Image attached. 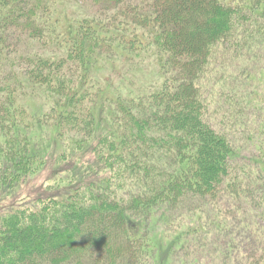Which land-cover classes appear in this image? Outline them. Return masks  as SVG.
<instances>
[{
	"label": "trees",
	"instance_id": "trees-1",
	"mask_svg": "<svg viewBox=\"0 0 264 264\" xmlns=\"http://www.w3.org/2000/svg\"><path fill=\"white\" fill-rule=\"evenodd\" d=\"M234 46L264 51V0H0V199L47 164L41 132L93 155L0 210V264H264V136L249 178L219 83ZM116 55L145 70L98 79Z\"/></svg>",
	"mask_w": 264,
	"mask_h": 264
},
{
	"label": "rangeland",
	"instance_id": "rangeland-1",
	"mask_svg": "<svg viewBox=\"0 0 264 264\" xmlns=\"http://www.w3.org/2000/svg\"><path fill=\"white\" fill-rule=\"evenodd\" d=\"M63 9L66 15L72 11V8L70 5L67 8H63ZM230 51L231 52H230L229 58L225 64V69H224L225 74L223 75L221 74L222 78L221 77L219 78V83L220 85L222 84L225 85V82H228L227 83L228 86H225L226 90L231 89V92L240 94L242 97H240V99H237L238 103H241L239 104L238 107H237V103L235 102H231L229 104L227 103L228 104L227 110H230L233 116L239 115V117L237 118V121L234 119H232L234 121L231 120V122L233 123L234 129L231 128L229 130L228 127H226V129L227 131H230L231 134L236 135V139H239L241 142V147L242 149H244V151H242V155H241L242 157L238 161V166L239 167L244 166L247 171V177L250 178L253 175V171H254L253 170L254 167H252L251 164L249 165L250 160L254 161L255 159L259 158L260 152L258 151V149H256V145L258 144V146H261L259 145V143H262V140L259 141V138L256 140V143H255L253 136L262 137V139L264 136V101H263L264 100V77L260 76L259 77L260 80L255 81L254 76H252L251 78H248V76L250 75V73L254 74L253 70L255 71L258 68V66L261 65V68H264V51L254 53L253 54L254 58H252V61L250 60L248 55H246L248 54V52L246 53V51L244 50L241 51L240 53L241 55H237L235 53L236 51L235 46L232 47V50ZM122 58H123V55H116V57L113 56V58H110V59L108 57L103 58L102 61L104 62V59H105L106 60L105 63L107 62L104 66L93 67L96 71L97 78L99 79L105 76L113 77L114 75H115L114 78H119L120 71H123V76H133V73H135L137 76H141L142 71L145 70L143 66L136 68V70H131V69H130L131 71H127L126 69L124 70L122 68L123 66ZM222 66L223 64L220 67ZM262 72H263V69H262ZM224 75L225 77H223ZM108 91L111 94L113 93L112 90H108ZM106 93H108L107 90H106ZM248 99H251L250 104L248 103ZM242 103H245V104L248 103V105L243 108ZM255 105L256 106L258 105L257 109L259 108L262 109V110L259 109L262 112L259 116H257V109L254 107ZM240 110L242 111V115H240ZM222 118L217 117L218 120H224ZM257 126H260L262 131L259 129L257 130L255 128ZM245 131L246 133H244ZM261 132L263 136L261 135ZM46 133L48 132H45L44 134L43 132H41L38 134V139H39L38 145H39V148L40 147L42 148L43 152L44 151L46 152V157H47L46 163L47 164L37 173L30 176L26 181H24L20 185L19 187L20 189L16 194H14L13 196L11 195L10 197L3 195L5 198H10V199L3 198V202H2V199H0V202H2L0 205V210L8 207L10 202L14 204H18L22 202L23 203L34 202L38 198L39 195L43 194V187L45 188L55 183L52 178V174L54 173L55 170L71 169V171H75L74 161H73L74 157L76 158V160L78 159L85 160V157L87 159L88 158L93 159V155L86 153L87 152L86 150L84 151L79 150V151H76V153L74 154L73 148H75V146L71 144L69 147H65L63 146V144L58 142L56 138L54 139V136L53 137L51 136L53 134L51 133L46 134ZM67 143H69V141H67ZM60 153L66 154L67 158H65V160H61V162L60 161L56 162V160L60 158L59 157ZM69 165H72V167ZM251 179H253V177ZM61 185H66V184L63 183ZM243 203H246V202H243V198L237 197L235 200V198L228 196L227 193L224 191L223 193H221V197H219L217 202H214L213 205L215 207L219 206V209L215 210L218 214L222 213L223 215L227 216V215H234L238 211V209H242ZM251 204L256 210L257 207L255 204V201H252ZM232 206L234 207V209L232 208ZM160 210L162 211V209ZM238 215H241V213H238ZM150 223L153 225L154 220L152 219ZM143 228L144 226H142L141 229ZM154 235H157L158 237L169 238L165 234L162 235V231L160 227H156ZM211 236H214V234H210V237ZM210 241H213V240L210 239ZM216 244L217 243L214 242L213 245L215 246ZM199 247H200V244L198 245V247H196L194 251H192V254L194 256H197L196 253H198L197 250H199ZM192 254L190 255L193 256ZM179 257L185 258L182 255V253L179 255ZM186 258H190V256H187ZM215 258H216V255H215ZM171 261L172 262L169 261L168 263V261L166 260V264H183V261L179 259L177 260L175 259V262L172 259Z\"/></svg>",
	"mask_w": 264,
	"mask_h": 264
}]
</instances>
